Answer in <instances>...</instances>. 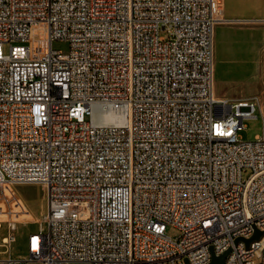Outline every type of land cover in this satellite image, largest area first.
<instances>
[{
	"label": "built area",
	"instance_id": "1",
	"mask_svg": "<svg viewBox=\"0 0 264 264\" xmlns=\"http://www.w3.org/2000/svg\"><path fill=\"white\" fill-rule=\"evenodd\" d=\"M224 13L225 0H0L3 245L27 212L13 186L41 182L47 200L25 255L0 264H208L206 246L264 264L263 237L244 240L264 230V135L239 134L259 102L215 93Z\"/></svg>",
	"mask_w": 264,
	"mask_h": 264
},
{
	"label": "rangeland",
	"instance_id": "2",
	"mask_svg": "<svg viewBox=\"0 0 264 264\" xmlns=\"http://www.w3.org/2000/svg\"><path fill=\"white\" fill-rule=\"evenodd\" d=\"M224 18L215 30V93L228 99L254 98L259 102L258 117L247 119V126L239 132L242 139L252 140L257 135H264V19L231 22L227 20L225 13ZM220 24L233 26L231 31L228 30L230 35ZM228 39L230 42L227 43ZM53 47L67 50L68 44L57 40ZM7 48L6 44L5 50ZM249 173L250 171H245L244 177ZM13 188L27 212L18 221V235L12 248H7L2 243L8 234L7 224L2 223L0 258L25 255L28 234L43 224V215L47 210L46 188L43 183L24 182ZM169 233L174 236L177 230L170 228Z\"/></svg>",
	"mask_w": 264,
	"mask_h": 264
},
{
	"label": "crops",
	"instance_id": "3",
	"mask_svg": "<svg viewBox=\"0 0 264 264\" xmlns=\"http://www.w3.org/2000/svg\"><path fill=\"white\" fill-rule=\"evenodd\" d=\"M225 15L227 20L231 22L264 19V0H225ZM221 26H224L226 29V33L230 35L231 32L228 33V30L231 31L233 26ZM228 42H230L229 39L227 40V43ZM23 256L24 255H17L15 257Z\"/></svg>",
	"mask_w": 264,
	"mask_h": 264
},
{
	"label": "water",
	"instance_id": "4",
	"mask_svg": "<svg viewBox=\"0 0 264 264\" xmlns=\"http://www.w3.org/2000/svg\"><path fill=\"white\" fill-rule=\"evenodd\" d=\"M263 236H264V230L256 228L254 234L249 238H244V240L246 244L249 245L252 241L259 240ZM229 253H230V249H227L226 251H224L219 255L215 254L214 251H212L213 254L212 259L208 264H222L225 261L226 257L229 255Z\"/></svg>",
	"mask_w": 264,
	"mask_h": 264
},
{
	"label": "bare ground",
	"instance_id": "5",
	"mask_svg": "<svg viewBox=\"0 0 264 264\" xmlns=\"http://www.w3.org/2000/svg\"><path fill=\"white\" fill-rule=\"evenodd\" d=\"M264 240V238H263ZM212 251H214V246H206V254L207 255H213Z\"/></svg>",
	"mask_w": 264,
	"mask_h": 264
}]
</instances>
